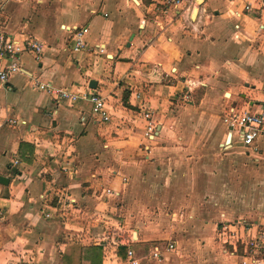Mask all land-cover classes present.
Wrapping results in <instances>:
<instances>
[{
  "label": "crops",
  "instance_id": "1",
  "mask_svg": "<svg viewBox=\"0 0 264 264\" xmlns=\"http://www.w3.org/2000/svg\"><path fill=\"white\" fill-rule=\"evenodd\" d=\"M81 27L94 51L70 49ZM0 34L44 45L0 85V264H80L91 246L101 264H126L128 250L139 264H249L243 242L264 233V136L244 148L222 118L264 111V0H195L188 15L162 0H0ZM86 89L106 97L108 122Z\"/></svg>",
  "mask_w": 264,
  "mask_h": 264
},
{
  "label": "built area",
  "instance_id": "2",
  "mask_svg": "<svg viewBox=\"0 0 264 264\" xmlns=\"http://www.w3.org/2000/svg\"><path fill=\"white\" fill-rule=\"evenodd\" d=\"M166 5H172L174 7H181V10L185 15L189 14L191 7L195 3V0H162ZM245 11L250 9V5L246 4ZM87 31L86 27L76 28L71 37L70 49L79 53L85 50L94 51L95 48H90L84 42V35ZM44 50L43 43L33 37H25L20 39L12 35L0 34V85H4L8 80L17 72L21 71L22 59L24 55H30L36 62H40L42 59ZM98 52H102L101 49H97ZM30 88L38 91H45L53 96L56 100H71L74 101L78 98L77 95L72 94L65 88H56L48 83H42L35 78H31L28 81ZM89 101L92 105V114L100 122H108L109 114L106 110V97L100 96L96 92H92L86 89L80 96ZM187 98V96H185ZM148 118V115H146ZM223 123L227 126L230 134H234L240 140L241 145L244 148H253L255 141L264 136V111L254 112L248 109H238L231 107L224 114ZM8 124H15V119H7ZM148 131H151V125H148ZM17 161H15L16 163ZM110 193V190H106ZM219 239L222 244L230 245L236 252L237 240L235 233L231 230L228 224H223L220 228ZM243 256L248 259L249 264H261V260L258 257V249L264 247V233H259L254 238H248L244 242ZM174 244L168 243L165 250H173ZM149 260L154 262H160L163 260V252L157 247L153 246L148 255ZM245 264V261H242ZM126 264H139V259L134 255L132 250L127 251Z\"/></svg>",
  "mask_w": 264,
  "mask_h": 264
},
{
  "label": "trees",
  "instance_id": "3",
  "mask_svg": "<svg viewBox=\"0 0 264 264\" xmlns=\"http://www.w3.org/2000/svg\"><path fill=\"white\" fill-rule=\"evenodd\" d=\"M102 250L99 246L83 247L80 249V264H101Z\"/></svg>",
  "mask_w": 264,
  "mask_h": 264
},
{
  "label": "water",
  "instance_id": "4",
  "mask_svg": "<svg viewBox=\"0 0 264 264\" xmlns=\"http://www.w3.org/2000/svg\"><path fill=\"white\" fill-rule=\"evenodd\" d=\"M95 85H96V83L94 81H91L89 86L94 88ZM7 183H8V179L0 176V184H7Z\"/></svg>",
  "mask_w": 264,
  "mask_h": 264
}]
</instances>
